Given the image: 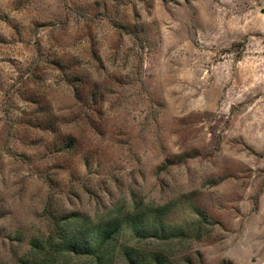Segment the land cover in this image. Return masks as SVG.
Returning <instances> with one entry per match:
<instances>
[{"label":"rangeland","instance_id":"374dc122","mask_svg":"<svg viewBox=\"0 0 264 264\" xmlns=\"http://www.w3.org/2000/svg\"><path fill=\"white\" fill-rule=\"evenodd\" d=\"M0 264H264V0H0Z\"/></svg>","mask_w":264,"mask_h":264}]
</instances>
